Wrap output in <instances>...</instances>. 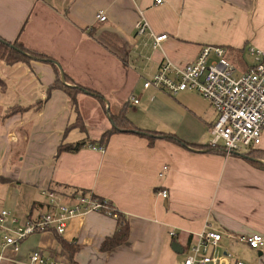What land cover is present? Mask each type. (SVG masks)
Masks as SVG:
<instances>
[{
    "label": "crops",
    "instance_id": "0c3cea01",
    "mask_svg": "<svg viewBox=\"0 0 264 264\" xmlns=\"http://www.w3.org/2000/svg\"><path fill=\"white\" fill-rule=\"evenodd\" d=\"M99 11L107 20L97 19ZM139 22L147 25L144 33ZM163 33L167 39L155 46ZM0 36L48 54L105 100L103 107L80 93L75 107L62 89L47 93L56 78L50 64L0 62V209L17 219L7 225L47 212L43 192L50 189L65 204L87 193L105 198L130 228L125 243L103 251L116 217L77 215L62 235L36 232L19 252L7 247L0 264H31L36 251L59 264H183L203 230L221 232L218 254L264 264V249L241 240L264 235V169L247 159L251 149L231 155L210 149L217 112L197 92L143 88L162 62L183 67L203 46L224 47L245 72L255 63L250 49L264 48V0H0ZM105 108L154 131V144L120 130L101 143L113 127ZM79 141H85L79 151L58 154L61 144ZM257 149L264 151V130ZM254 158L264 164V155ZM164 165L169 169L159 176ZM6 233L0 226V243ZM63 241L76 246L74 255Z\"/></svg>",
    "mask_w": 264,
    "mask_h": 264
},
{
    "label": "built area",
    "instance_id": "2783aa9c",
    "mask_svg": "<svg viewBox=\"0 0 264 264\" xmlns=\"http://www.w3.org/2000/svg\"><path fill=\"white\" fill-rule=\"evenodd\" d=\"M97 19L103 22L107 17L103 11H99ZM146 26L139 22V33H144ZM167 37L166 33L157 35L155 46ZM250 51L255 56V63L245 72L237 74L238 69L228 59L224 47L203 46L197 57L183 67L171 61L162 62L159 70L144 81L143 88L153 87L171 94L190 90L209 101L217 112V118L209 128L210 149L231 155L243 149L257 148L261 144L264 130V48H251ZM138 101L134 99L135 103ZM93 148L97 149L95 146ZM98 149L104 151L105 147L100 146ZM168 169L169 166L164 165L159 176H163ZM43 193L48 198L50 209L15 228L9 227L7 222H16V216L7 209H0V226L7 228L0 243V257H3L7 247H11L15 253L19 252L23 240L36 232L54 230L60 235L64 234L69 220L77 215L99 211L117 217L106 200L97 199L92 194L81 195L75 203L65 204L59 200L55 191L45 189ZM160 194L166 198L168 190L163 189ZM221 239L219 231H201L183 264H222V260L244 264L231 253H217ZM241 240L252 249H264V235L260 233L242 236ZM30 260L31 264H59L47 261L39 251L33 252Z\"/></svg>",
    "mask_w": 264,
    "mask_h": 264
},
{
    "label": "trees",
    "instance_id": "16d2710c",
    "mask_svg": "<svg viewBox=\"0 0 264 264\" xmlns=\"http://www.w3.org/2000/svg\"><path fill=\"white\" fill-rule=\"evenodd\" d=\"M33 61H40V62L50 64L55 71L56 78H55L54 83L48 87L47 89L48 94H50L53 90L62 89L72 99L74 106L77 107V95L80 93H87V94H91L92 96L96 97L103 104V107L105 106L104 104L105 100L99 92L75 83L73 79L66 72L61 70L58 62L51 56H49L48 54L33 50L29 47H26L18 39L9 41L0 36V62H5L7 65H15L17 63L29 64ZM63 78L65 82L63 81ZM67 82L71 83L72 85L74 84V86L68 85ZM4 84L5 82L0 75V86H3ZM105 111L107 113H110L109 109L105 108ZM110 119H111L113 127L107 130L102 135L100 139L101 143H105L113 133H116L118 130H120L123 132L140 135L143 137H148L149 144L150 145L154 144V140H155L154 138L156 137V133L154 131H148L146 129L136 126L125 115L124 111H121L118 114L110 113ZM153 133L155 134V136ZM84 145H85V141H79L73 144H65V143L61 144L58 149V154L62 152H77ZM220 152H223V151H220ZM245 155L247 156V159H249V162L252 165L260 169H264V164L260 163L254 158L257 155L259 156L264 155L263 150L254 148V149H251ZM94 197H96L97 199L106 200L108 207L113 211L114 214L117 215L116 219H117L118 224H117V229L115 233L113 234V236L107 237L103 241L102 246H101V249L103 251H108V250H111L115 247L122 245L128 240L129 233H130L129 223L124 215H122L119 211L113 208L109 200L105 198L97 197L95 195ZM63 245L70 250L71 255H74L75 251L77 250L76 246L67 244L65 241H63Z\"/></svg>",
    "mask_w": 264,
    "mask_h": 264
},
{
    "label": "rangeland",
    "instance_id": "374dc122",
    "mask_svg": "<svg viewBox=\"0 0 264 264\" xmlns=\"http://www.w3.org/2000/svg\"><path fill=\"white\" fill-rule=\"evenodd\" d=\"M229 57V56H228ZM237 69H238V72H237V74H239L240 73V71H241V69L239 68V67H237ZM151 77V76H150ZM147 79V78H146ZM146 79H144V81L146 80ZM71 84V83H70ZM144 84V83H143ZM72 86H74V84L72 85ZM158 90H160V89H158Z\"/></svg>",
    "mask_w": 264,
    "mask_h": 264
},
{
    "label": "water",
    "instance_id": "95a60500",
    "mask_svg": "<svg viewBox=\"0 0 264 264\" xmlns=\"http://www.w3.org/2000/svg\"><path fill=\"white\" fill-rule=\"evenodd\" d=\"M63 81L65 82L64 78H63Z\"/></svg>",
    "mask_w": 264,
    "mask_h": 264
}]
</instances>
